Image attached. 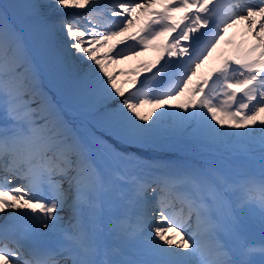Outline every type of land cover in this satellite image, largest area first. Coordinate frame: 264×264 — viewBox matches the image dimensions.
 Instances as JSON below:
<instances>
[{"label": "snow or ice", "instance_id": "obj_1", "mask_svg": "<svg viewBox=\"0 0 264 264\" xmlns=\"http://www.w3.org/2000/svg\"><path fill=\"white\" fill-rule=\"evenodd\" d=\"M23 7L0 11V264L264 256L246 235L264 233V0ZM241 25L247 47L227 38ZM26 31L50 42L55 90Z\"/></svg>", "mask_w": 264, "mask_h": 264}, {"label": "bare ground", "instance_id": "obj_2", "mask_svg": "<svg viewBox=\"0 0 264 264\" xmlns=\"http://www.w3.org/2000/svg\"><path fill=\"white\" fill-rule=\"evenodd\" d=\"M3 1V0H2ZM28 3V0H13L10 4L7 5V8L9 9V12L11 13V11L13 10V7L15 6V10L20 12V13H23L25 11L24 9V5ZM26 35L25 34V38H26ZM26 43H27V39H25ZM28 44V47H29V50L30 52L33 54V56L35 57L36 60H38V57H37V54L35 52V50L32 49V46ZM113 69H116L118 70L119 69V65H114L113 66ZM113 69H110V70H113ZM144 111H150V109L148 108H145ZM182 154H187V155H190L191 156V153L189 151H185L183 152Z\"/></svg>", "mask_w": 264, "mask_h": 264}, {"label": "rangeland", "instance_id": "obj_3", "mask_svg": "<svg viewBox=\"0 0 264 264\" xmlns=\"http://www.w3.org/2000/svg\"><path fill=\"white\" fill-rule=\"evenodd\" d=\"M34 43L36 45H38V47L41 49L42 47H44V49L47 48V44L50 45V42L49 41H44V40H41L40 39V36L36 35L35 36V39H34ZM148 54V53H147ZM133 64L132 61L128 62V63H122L120 64V67L119 69L123 68V69H127L128 68V65H131ZM55 79L57 80V82L60 84V80H59V77H58V74L56 73L55 74ZM121 79V78H120ZM122 80V79H121Z\"/></svg>", "mask_w": 264, "mask_h": 264}]
</instances>
